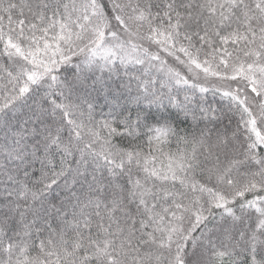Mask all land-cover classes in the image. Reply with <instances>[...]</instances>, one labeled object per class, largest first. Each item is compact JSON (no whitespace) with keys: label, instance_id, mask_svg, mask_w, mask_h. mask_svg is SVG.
I'll list each match as a JSON object with an SVG mask.
<instances>
[{"label":"snow or ice","instance_id":"1","mask_svg":"<svg viewBox=\"0 0 264 264\" xmlns=\"http://www.w3.org/2000/svg\"><path fill=\"white\" fill-rule=\"evenodd\" d=\"M0 264H264V0H0Z\"/></svg>","mask_w":264,"mask_h":264}]
</instances>
